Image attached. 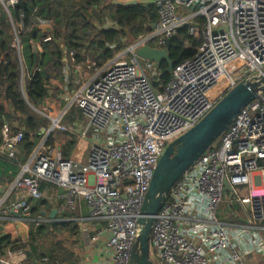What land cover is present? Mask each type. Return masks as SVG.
Returning a JSON list of instances; mask_svg holds the SVG:
<instances>
[{
    "label": "built area",
    "instance_id": "obj_1",
    "mask_svg": "<svg viewBox=\"0 0 264 264\" xmlns=\"http://www.w3.org/2000/svg\"><path fill=\"white\" fill-rule=\"evenodd\" d=\"M16 3L0 0L9 19ZM155 6L158 20L148 32L126 42L102 66L86 61L92 73L63 96L64 108L53 104L35 110L47 124L0 197V223L22 222L29 228L67 221L32 211L33 202L43 199L44 181L62 189L63 209L74 210L85 201L87 216L73 220L96 246V264H129L145 194L167 143L213 107L221 96L212 100L209 94L222 79L224 94L264 68V0H157ZM33 23L52 25L38 17ZM11 26L12 46L18 49L19 34L31 27L21 21H11ZM182 26L200 45L194 57L173 65L168 82L156 88L158 69L135 52L144 45L167 47ZM68 56L74 62L73 53ZM74 67L80 70V65ZM72 106L84 119L69 126L62 119ZM54 131L89 141L86 161L63 158L48 142ZM1 134L0 153L16 160L22 132L10 133L4 127ZM225 183L231 187L230 200L244 208L243 222L218 216ZM16 190L26 199L9 202ZM87 223L97 224V231L91 233ZM262 225L264 91L238 112L221 134L219 146L208 148L173 184L154 216L150 256L157 264H244L246 255L264 254ZM22 256L21 250L8 257L0 254V264H23Z\"/></svg>",
    "mask_w": 264,
    "mask_h": 264
},
{
    "label": "trees",
    "instance_id": "obj_2",
    "mask_svg": "<svg viewBox=\"0 0 264 264\" xmlns=\"http://www.w3.org/2000/svg\"><path fill=\"white\" fill-rule=\"evenodd\" d=\"M111 0H17L9 9L10 19L0 6V146L2 129L7 127L10 133L22 132L21 154L17 160H7L0 153V179L8 184L17 175L19 164L24 163L40 138L47 119L38 110L58 94V89L51 86L49 80H63L64 60L73 53L76 64L86 61L102 66L125 43L148 32L158 20L157 8L152 4L114 6ZM33 17L51 22L52 32L44 34L36 29ZM21 21L30 31L19 34L20 51L12 46V26ZM107 24L108 26H104ZM46 37L50 40L45 41ZM200 42L189 37L187 27L182 26L171 38L168 54L176 65L194 57ZM112 46V48H110ZM40 47L41 52L35 50ZM167 63L162 62L159 83L165 85L170 73L165 72ZM84 119L81 110L71 107L62 121L72 126ZM60 132V131H56ZM55 133V132H54ZM65 134L66 139L61 155L70 159L76 145L75 136ZM53 140L52 134L48 142ZM220 137L211 147H218ZM43 184L41 185V190ZM230 201V198H228ZM227 197L218 208V216L223 221L243 222V216L230 219ZM46 200L34 203L33 212L46 204ZM233 210V209H232ZM76 211L63 209L57 218H74ZM80 226L74 221H57L31 228L27 241L6 234L0 236V249L9 247L10 251L28 247L26 264H78L81 248ZM62 235L63 238H57ZM66 235L73 238L70 245L64 242ZM40 240L49 245L42 247Z\"/></svg>",
    "mask_w": 264,
    "mask_h": 264
},
{
    "label": "water",
    "instance_id": "obj_3",
    "mask_svg": "<svg viewBox=\"0 0 264 264\" xmlns=\"http://www.w3.org/2000/svg\"><path fill=\"white\" fill-rule=\"evenodd\" d=\"M157 0H138L130 3H119L111 0L114 6H127L135 4L155 5ZM155 24H152L154 27ZM36 29L44 34L52 32L49 24H36ZM157 48L144 45L136 50V56L142 60L152 62L159 69L162 62L167 63L165 72L170 73L173 62L168 54V46ZM264 91V68L252 79L239 81L227 90L216 101L213 107L190 129L168 142L161 154L155 168L139 217V235L131 250L129 264H153L150 258V235L154 216L157 214L173 184L181 174L196 161L213 142L227 129L238 112L256 98L258 92ZM231 187L225 183L224 198L228 197ZM55 217V210L49 214ZM17 233L23 241L29 237L28 226L22 222L14 223Z\"/></svg>",
    "mask_w": 264,
    "mask_h": 264
},
{
    "label": "crops",
    "instance_id": "obj_4",
    "mask_svg": "<svg viewBox=\"0 0 264 264\" xmlns=\"http://www.w3.org/2000/svg\"><path fill=\"white\" fill-rule=\"evenodd\" d=\"M17 50L20 51V45H19V48ZM38 52H41V50L38 51ZM84 63L86 64V62H84ZM64 65H66V67H65V69H63V80L61 81L58 78H51L49 80L51 86L58 89V94L53 95L50 98V101L45 106L55 104V107L57 105L58 106L59 105H62L61 108H64V106L66 105V102L63 99V96H68V94H70L73 90H76L79 87L78 83H76L77 85L75 84L74 85V88H70L71 86H69V85H71L72 82L71 81L66 82L67 79H68V76L70 77L71 74L79 76L81 82L84 81L83 78L81 79V73L85 70V67L80 66V70L77 72L75 70V67L74 66L80 65V64H76L75 62L71 61L69 59V56H67L65 58ZM87 70L90 71V72L85 76V79L88 78L91 75V73H92V70H90V69H87ZM85 74H86V72H85ZM76 122H78V121H76ZM6 129H7V127H6ZM7 130L9 131V129H7ZM54 132L56 133V131H54ZM75 139H76V145H75L74 151H73L70 159L80 158V156H81V145H82V142L83 141L80 140V139H78V137H76V136H75ZM49 144L52 147H54L55 150H58L61 153V149H62V146H63L64 142L61 145H59L58 143H55L54 140H52ZM20 154H21V150H20L19 155ZM19 155H18L17 159H19ZM7 160H9V159H7ZM9 184H8V182L6 180L0 179V197L2 196V193L8 187ZM42 184H43V188L41 190L42 193H43V199L42 200H46L47 202H46L45 205L41 206L39 208V210L41 212L47 213L48 216H49V214L51 213L52 210H55V218L60 217L59 214L63 210V203H62V200L60 199V194L62 193V189H59L57 186L51 185V184L46 183L44 181L41 182V185ZM54 190H55V192H57V194H55V196L52 197V194H50V193H52ZM18 199H26L25 193L23 191H21V190H16L10 196V198H9L8 201L9 202H13V201H16ZM30 202H32V201H30ZM82 202L85 203L84 200H81L79 202V205L76 207V209L73 210V211H75V210L78 211V212H76L77 214H76V216L74 218H76L78 215H83L84 210L82 209V206H81V203ZM228 202H229L228 203L229 204L228 207H230L231 202H233V201L230 200ZM34 203L35 202H33V204ZM85 206H86V204H85ZM85 214L86 215H84V216H87V214H88L87 206H86V213ZM236 216L239 217L237 214H236ZM242 216H243V218L245 220V216L246 215L243 214ZM74 218H57V219L70 221V220H73ZM228 222H232V221H228ZM236 222H238V221H236ZM49 223H52V222H49ZM44 224H46V223H44ZM92 224H94V223H92ZM94 225L96 226V228L99 227L97 224H94ZM7 226L10 227V229H8ZM262 226L264 227V225H262ZM35 227L36 226H30L28 228V233H29V231H30L31 228H35ZM95 229L92 231V233H94L95 231H97ZM17 232L18 231H17L14 223H11V222H8V223H0V236L6 235V234H11V235L17 237L18 239H20V241H23L22 238H21V236H19ZM80 232H81V230H80ZM260 233H261V235L264 238V228L260 231ZM80 235L81 236L82 235L85 236L82 232H81ZM85 238H86V241L85 242H84V239L81 238V245H80L81 246V248H80L81 250H80V253L78 254L79 255L78 264H96V261L98 260V256H99L98 251H97V248L91 242V239L89 240V237L88 236H85ZM23 249L24 248H20L19 250L22 251ZM28 251H24V252L22 251L23 256H22V260L21 261H22L23 264H26L27 261H28V256H27ZM9 252H12V251H10L9 247H3L2 249H0V254L3 257H8ZM243 263L244 264H264V254L258 253V252H255V253H252V254H248L243 259Z\"/></svg>",
    "mask_w": 264,
    "mask_h": 264
},
{
    "label": "rangeland",
    "instance_id": "obj_5",
    "mask_svg": "<svg viewBox=\"0 0 264 264\" xmlns=\"http://www.w3.org/2000/svg\"><path fill=\"white\" fill-rule=\"evenodd\" d=\"M104 26H108L107 24H105ZM11 30H12V28H11ZM12 34H13V31H12ZM94 63V62H93ZM80 66H82V67H85L86 66V64L85 63H81L80 64ZM85 72H86V74H85ZM90 71H88L86 68H85V70L81 73V79L83 78V80L85 79V76L89 73ZM85 74V75H84ZM68 81H71L72 83H71V85H69V86H71L70 88H74V85L76 84V83H79L80 82V77L79 76H77V75H73V74H71V76L69 77L68 76V79H67V81L66 82H68ZM82 82H80V84H81ZM77 85V84H76ZM225 88H226V83H225V81L222 79L220 82H219V84L216 86V87H214L211 91H210V94H209V98L210 99H212V100H217L222 94H223V92L225 91ZM60 107L62 106V105H59ZM58 105L56 106V107H59ZM66 106V105H65ZM64 106V107H65ZM52 136H53V140L55 141V143H58L59 145H61L64 141H65V139H66V137H65V135L63 134V133H58V132H56V133H52ZM41 137V136H40ZM218 139V138H217ZM38 141H39V139H38ZM37 141V142H38ZM89 147H90V142L89 141H86V140H84L83 142H82V145H81V156H80V158H75V159H77L78 161H80V162H85L86 161V158H87V155H88V151H89ZM50 194H52V197L53 196H55V194H57V192H55V190L52 192V193H50ZM228 198L229 197H227V200H228ZM229 201V200H228ZM231 205H233V207H232V209L230 210L231 212H229L230 213V216H229V218L232 220V219H235L236 217L234 216V214H237L238 216H242L244 213H245V211H244V208L242 207V206H240L239 204H237V203H234V202H231ZM81 206H82V209L84 210V212L86 213V206H85V203L84 202H82L81 203ZM76 212H78L77 210H75ZM83 212V215H86L85 213ZM234 213V214H233ZM91 224V225H90ZM89 228H90V230H91V233H92V231L96 228V226L94 225V224H92V223H87L86 224ZM7 228L8 229H10V227H8L7 226ZM79 237H81V238H83L84 239V242L86 241V238H85V236H81L80 234H79ZM57 238H63L62 237V235H58L57 236ZM73 241V238H71L69 235H66V237L64 238V242L67 244V245H70V243ZM40 243H41V245H42V247L43 248H45L47 245H49L48 243H47V241H45V242H43L42 240H40ZM29 250V248L28 247H25L22 251L24 252V251H28ZM150 258H151V260H152V263L153 264H157L155 261V259L154 258H152V256H150Z\"/></svg>",
    "mask_w": 264,
    "mask_h": 264
}]
</instances>
